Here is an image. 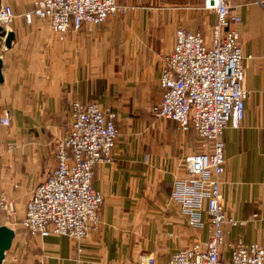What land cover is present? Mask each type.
<instances>
[{"label":"crops","instance_id":"obj_1","mask_svg":"<svg viewBox=\"0 0 264 264\" xmlns=\"http://www.w3.org/2000/svg\"><path fill=\"white\" fill-rule=\"evenodd\" d=\"M118 1L130 4L129 14L98 30L60 35L46 22L4 29L14 41L10 49L0 41V118L4 111L10 117L9 126L0 124V199L14 213L0 226L14 231L12 248L16 241L20 246L8 250L2 264H139L147 258L166 264L173 253L208 239L209 225L191 228L170 199L173 181L185 176L183 159L200 151L199 140L171 120L151 117L150 108L161 98L159 77L175 30L199 31L210 42L214 14L204 0ZM230 5L242 19L248 97L239 127L223 135L220 190L227 213L247 224L230 229L227 240L264 246V0ZM72 99L110 110L118 129L110 162L94 167L93 187L104 200L100 226L82 243L31 235L21 226L26 201L53 169L70 128ZM0 215L6 216L4 208Z\"/></svg>","mask_w":264,"mask_h":264},{"label":"built area","instance_id":"obj_2","mask_svg":"<svg viewBox=\"0 0 264 264\" xmlns=\"http://www.w3.org/2000/svg\"><path fill=\"white\" fill-rule=\"evenodd\" d=\"M204 2L215 17L210 42L199 31L175 30L159 77L161 98L151 113L199 140L200 151L183 159L185 176L173 181L170 199L179 204L191 228L201 230L208 224L209 236L173 253L166 264H264L263 245L228 242L229 230L247 222L227 213L220 190L223 135L226 129L239 127L248 97L238 29L242 19L230 0ZM130 9L117 0H33L23 19L27 25L46 22L53 32L64 35L98 30ZM14 19L12 7L1 1L0 26L7 29ZM69 113L72 122L58 143L54 167L30 193L21 226L31 235L67 236L82 243L100 226L104 200L93 187L94 167L110 162L118 129L116 115L98 103L72 99ZM0 124L10 125L8 111L2 113ZM3 208L10 218L14 210L5 198L0 199ZM139 264L156 263L147 258Z\"/></svg>","mask_w":264,"mask_h":264},{"label":"rangeland","instance_id":"obj_3","mask_svg":"<svg viewBox=\"0 0 264 264\" xmlns=\"http://www.w3.org/2000/svg\"><path fill=\"white\" fill-rule=\"evenodd\" d=\"M1 1H2L3 4L9 5L13 9L15 19H14V23L12 24L11 27H14L16 24L26 25V23H25V21L23 19V14L31 10L32 1L33 0H1ZM117 2L119 3L118 0H117ZM141 3L142 2H140V1L137 2V4H141ZM156 3H159V2H156ZM187 3H190V2H187ZM171 4H177V2L171 1ZM119 5H125V6H128V7L131 8L130 4H120L119 3ZM128 14L129 13H127V15ZM113 18H119V17L118 16L111 17L110 19H113ZM42 23H44V22L43 21H39V20H34L32 22V24L27 25V26H36V25H40ZM150 115H151V117L155 118L154 115L151 113V108H150ZM6 219H7L6 216H1L0 215V224L3 223V222H6L7 221ZM19 246H20L19 242L16 241L15 246L13 248L11 246V248H12V250H15L16 248H19ZM22 247H25V246L22 245ZM10 249H9V251H10Z\"/></svg>","mask_w":264,"mask_h":264},{"label":"water","instance_id":"obj_4","mask_svg":"<svg viewBox=\"0 0 264 264\" xmlns=\"http://www.w3.org/2000/svg\"><path fill=\"white\" fill-rule=\"evenodd\" d=\"M1 5V0H0ZM3 37L4 46L6 49H10L12 42L14 41V33L12 31L6 32L0 26V41ZM2 73H1V60H0V83H2ZM14 238V231L5 227L0 226V264L3 263L5 259L6 252L11 248L12 241Z\"/></svg>","mask_w":264,"mask_h":264}]
</instances>
